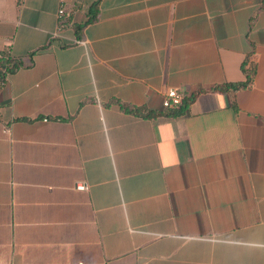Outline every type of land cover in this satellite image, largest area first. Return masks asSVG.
I'll use <instances>...</instances> for the list:
<instances>
[{"label":"crops","instance_id":"0c3cea01","mask_svg":"<svg viewBox=\"0 0 264 264\" xmlns=\"http://www.w3.org/2000/svg\"><path fill=\"white\" fill-rule=\"evenodd\" d=\"M95 1L0 0V264H264V0Z\"/></svg>","mask_w":264,"mask_h":264},{"label":"trees","instance_id":"16d2710c","mask_svg":"<svg viewBox=\"0 0 264 264\" xmlns=\"http://www.w3.org/2000/svg\"><path fill=\"white\" fill-rule=\"evenodd\" d=\"M99 0H96L90 7V12L92 16H90L89 20H94L96 18V10L98 7ZM250 54L248 53L241 64V70L244 74V79L237 82H224L221 84H216L211 87L212 91L221 92V93H229L230 94V102L231 106L236 109V101H235V93L241 89H244L253 82L255 76V66L250 59ZM20 63L15 59L11 58V56L0 52V82L3 79V73H1V68H6L8 73H11L16 68H18ZM195 93L191 96L184 98L182 104L179 105L177 109H168L165 108V115L168 116H179L183 114L188 104L194 99ZM111 103H115L119 106V108L125 113L142 116V117H154L160 114V112L155 111L153 109L147 108L145 106H137L134 104L122 102L118 99H113Z\"/></svg>","mask_w":264,"mask_h":264},{"label":"built area","instance_id":"2783aa9c","mask_svg":"<svg viewBox=\"0 0 264 264\" xmlns=\"http://www.w3.org/2000/svg\"><path fill=\"white\" fill-rule=\"evenodd\" d=\"M64 12L63 7H60L58 9V15L61 16ZM1 73H3V79L1 81V83H4L5 80L7 79L9 73L6 70V68H1ZM183 100V94L181 92H179L176 88L173 87H169L166 89V91L163 93V97H162V106L164 108H168V109H174L177 108ZM76 189L78 190H84L86 189V185L84 182H80L76 184Z\"/></svg>","mask_w":264,"mask_h":264}]
</instances>
